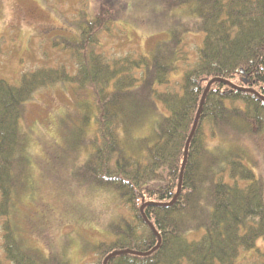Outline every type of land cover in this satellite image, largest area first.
Listing matches in <instances>:
<instances>
[{
  "label": "trees",
  "instance_id": "trees-1",
  "mask_svg": "<svg viewBox=\"0 0 264 264\" xmlns=\"http://www.w3.org/2000/svg\"><path fill=\"white\" fill-rule=\"evenodd\" d=\"M193 1L203 39L191 63L178 33L148 56L110 62L97 54V35L116 12L114 1L100 0L94 17H80L77 37L61 46L76 61L75 73L40 69L23 74L18 85L0 79L5 259L69 264L26 245L9 220L30 172L24 106L39 89L66 85L81 111L70 131V149L87 153L80 179L114 192L128 211L92 246L93 264H264L257 247L264 241V180L244 162L245 142L264 132V0ZM195 233L199 239L188 240ZM244 253L257 261L244 263Z\"/></svg>",
  "mask_w": 264,
  "mask_h": 264
},
{
  "label": "rangeland",
  "instance_id": "rangeland-1",
  "mask_svg": "<svg viewBox=\"0 0 264 264\" xmlns=\"http://www.w3.org/2000/svg\"><path fill=\"white\" fill-rule=\"evenodd\" d=\"M113 1L115 19L97 35V54L110 62L123 56H148L178 33L183 57L189 63L196 59L203 35L196 28L193 0L184 6L176 0H170L172 5L168 0ZM99 4L100 0H0V79L18 85L23 74L40 69L65 67L75 73L76 61L61 46L77 37L80 17L90 21ZM55 41L57 48L52 47ZM171 80L178 85L180 75ZM73 91L66 85L43 87L24 106L20 126L27 138L30 172L25 190L13 201L9 220L26 245L69 264H93L92 246L105 236L112 221L128 211L117 194L89 187L80 179L78 169L87 153L70 149V131L81 120ZM82 143L90 145L88 140ZM245 143V164L264 180V132ZM5 220L0 216V264H13L2 249ZM199 237L200 233L190 234L188 240ZM257 247L264 253L263 240ZM241 260L256 262L257 256L244 253Z\"/></svg>",
  "mask_w": 264,
  "mask_h": 264
},
{
  "label": "water",
  "instance_id": "water-1",
  "mask_svg": "<svg viewBox=\"0 0 264 264\" xmlns=\"http://www.w3.org/2000/svg\"><path fill=\"white\" fill-rule=\"evenodd\" d=\"M240 73L243 74V71H241ZM243 82L246 83V80H243ZM206 91H207V89L205 90L204 95H205ZM203 98H204V96H203ZM195 125H196V122H195V124H194V128H195ZM194 128H193V129H194Z\"/></svg>",
  "mask_w": 264,
  "mask_h": 264
}]
</instances>
